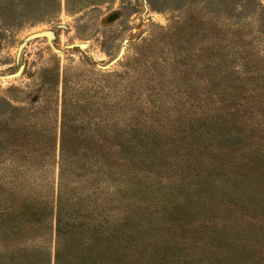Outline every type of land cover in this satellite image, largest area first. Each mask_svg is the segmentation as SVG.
Returning a JSON list of instances; mask_svg holds the SVG:
<instances>
[{
	"label": "rangeland",
	"instance_id": "1",
	"mask_svg": "<svg viewBox=\"0 0 264 264\" xmlns=\"http://www.w3.org/2000/svg\"><path fill=\"white\" fill-rule=\"evenodd\" d=\"M102 136L112 264H264V0H0L1 190Z\"/></svg>",
	"mask_w": 264,
	"mask_h": 264
},
{
	"label": "trees",
	"instance_id": "2",
	"mask_svg": "<svg viewBox=\"0 0 264 264\" xmlns=\"http://www.w3.org/2000/svg\"><path fill=\"white\" fill-rule=\"evenodd\" d=\"M67 117L64 111L62 118ZM92 145L68 152L62 138L58 182H52L49 189L38 180L10 192L0 188V244L8 245L5 251L0 247V257H21L13 264H52L54 245V264H112L110 238L117 235L120 221L112 222L109 217L114 206L110 197L120 191L121 185H113L114 165L109 155L120 157L122 146L117 144L119 149L111 152L103 136ZM26 240L32 243L24 247L22 241ZM44 242L48 248L46 260L36 255ZM23 252L29 254L28 260Z\"/></svg>",
	"mask_w": 264,
	"mask_h": 264
},
{
	"label": "water",
	"instance_id": "3",
	"mask_svg": "<svg viewBox=\"0 0 264 264\" xmlns=\"http://www.w3.org/2000/svg\"><path fill=\"white\" fill-rule=\"evenodd\" d=\"M40 35H46V36H50V32L49 31H43L41 33H37L34 36H40Z\"/></svg>",
	"mask_w": 264,
	"mask_h": 264
}]
</instances>
